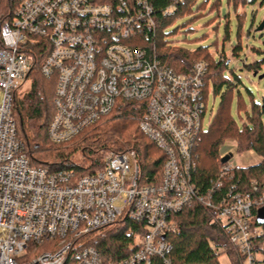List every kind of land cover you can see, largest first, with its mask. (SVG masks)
I'll return each instance as SVG.
<instances>
[{
	"label": "built area",
	"instance_id": "2783aa9c",
	"mask_svg": "<svg viewBox=\"0 0 264 264\" xmlns=\"http://www.w3.org/2000/svg\"><path fill=\"white\" fill-rule=\"evenodd\" d=\"M155 31L150 0H0V264H172L165 240L177 230L172 217L196 204L212 212L242 263L264 260V252L255 258L264 236L254 222L253 210L264 206L255 181L249 192L230 187L214 201L241 169L231 158L207 195L194 183L207 128V66L197 62L189 73L164 66L154 47L135 42ZM40 60L41 74L56 83L52 143L68 146L129 105L165 155L161 176L144 174L133 150H106L102 169L84 176L33 166L16 133L14 104ZM130 223L139 228L126 229L129 254L106 262L91 239Z\"/></svg>",
	"mask_w": 264,
	"mask_h": 264
},
{
	"label": "trees",
	"instance_id": "16d2710c",
	"mask_svg": "<svg viewBox=\"0 0 264 264\" xmlns=\"http://www.w3.org/2000/svg\"><path fill=\"white\" fill-rule=\"evenodd\" d=\"M197 1L184 0L175 3L173 0H150L156 16V31L149 40L135 41L136 45L147 49L154 47L156 58L177 73H189L195 63L203 62L208 69L204 88L206 98L207 91L212 85L214 96L224 87L226 88L218 114L209 124L208 131L203 134L197 152L194 183L201 194L207 195L209 190L221 180L219 149L227 140H234L237 143L239 153L251 150L260 156L262 161L258 165L236 171L232 180L225 183V188L213 195L214 201L221 200L225 195V189L230 187H236V192L240 194L249 192L254 181L260 189L259 194H264V98L261 102L252 99L251 113L248 116L249 124L239 128L231 115L235 83L225 75L229 63L225 52L223 51L219 61H216L208 47H200L191 52L172 47L167 42L168 28L173 25L177 17L193 14L192 7ZM229 2L233 3L235 10L240 4H247L245 0H229ZM205 7V4L201 5L198 11ZM169 9L172 10L171 14H164ZM194 17L198 18L199 14ZM238 18L241 19V16ZM240 52L242 46L238 43L233 47L232 55L237 57ZM42 62L43 60H40L31 72L29 88L24 91L25 93L17 95L14 104L16 133L33 166L55 168L70 162V168L78 175L84 176L102 169V157L106 150H110L109 146H114L119 151H136L140 157L143 173L153 178L156 175L161 176L165 155L141 132L137 115L129 105H120L113 114L83 133V140L77 146H58L52 143L47 131L55 115L53 102L56 83L54 79H46L41 74ZM246 68L250 72L259 74L262 64L254 62L250 66L246 65ZM231 73L234 74L233 71ZM234 76L235 82L240 81L236 75ZM239 108H242L240 102ZM78 156H81L80 162H75L74 158ZM262 208L264 206L255 208L253 214L255 225L264 231V220L258 219ZM212 215L208 208L196 204L172 217L177 230L168 233L165 237L172 246L170 252L172 264H220L219 254L216 251L218 248L228 249L229 243L224 229L212 223ZM129 226L135 230L139 228L131 223L125 227L114 226L105 230L101 236L91 239L90 243L102 254L106 262H116L129 254L131 238L126 234ZM261 242H264V236L258 237L257 243ZM232 255L233 253H230L232 264H243L239 257L236 259ZM257 264H264V260L258 261Z\"/></svg>",
	"mask_w": 264,
	"mask_h": 264
},
{
	"label": "rangeland",
	"instance_id": "374dc122",
	"mask_svg": "<svg viewBox=\"0 0 264 264\" xmlns=\"http://www.w3.org/2000/svg\"><path fill=\"white\" fill-rule=\"evenodd\" d=\"M204 4L206 5L205 9L198 11V8ZM192 11L193 14H186L175 19L173 25L166 32L167 42L172 47L182 48L191 52L198 50L200 47H208L216 61H219L221 53L225 52L224 54L229 60L225 75L235 83L231 115L237 126L243 128L244 124H249L248 116L251 113L252 99L261 102L264 98V78L260 79V76H264V30L256 31L264 20V0H257L253 4H240L237 10H235L233 3L229 2V0H198L192 7ZM197 14H199V17H194ZM238 16H241V19ZM253 25L254 27L252 28ZM238 43L242 46V52H240L239 56L234 57L232 49ZM254 62L262 64V69L257 76L246 68V65L250 66ZM234 75L240 81L235 82ZM30 84L31 81L26 84L22 91L23 93L29 88ZM225 91L226 88L224 87L219 94L214 96L213 85L209 87L210 94L204 118V125L207 127L206 131H208L209 124L212 123V120L218 114L222 95ZM2 99L1 93L0 104ZM239 102L242 104V108H239ZM134 117L136 118V116ZM82 137L76 142L69 144L68 147L81 144ZM109 148L119 150L114 146H109ZM219 154L222 157L231 154L230 163L233 167L239 168L258 165L262 161V158L251 150L239 153L237 143L234 140L224 141V144L219 149ZM80 157L74 158L75 162H80ZM70 165L69 162L62 166H55V168H70ZM117 206L121 207L122 203H118ZM258 219L260 221L264 220V208L261 209ZM47 247L48 245L44 244L42 250ZM255 251H259L255 258L262 259L264 242L257 245ZM216 252L219 254L220 264H232L230 253H233L232 256L236 259L240 256L230 244L228 249L218 248ZM243 264H248V262L244 260Z\"/></svg>",
	"mask_w": 264,
	"mask_h": 264
},
{
	"label": "water",
	"instance_id": "95a60500",
	"mask_svg": "<svg viewBox=\"0 0 264 264\" xmlns=\"http://www.w3.org/2000/svg\"><path fill=\"white\" fill-rule=\"evenodd\" d=\"M263 30H264V20H263V22L260 24V26L257 28L256 31L259 32V31H263ZM255 76H257V73L255 74ZM262 78H264V76H260V79H262ZM231 158H232V155L229 154V155H227V156H224V157L222 158L221 162L224 164V163L228 162Z\"/></svg>",
	"mask_w": 264,
	"mask_h": 264
}]
</instances>
